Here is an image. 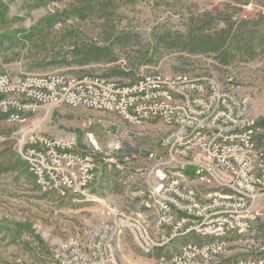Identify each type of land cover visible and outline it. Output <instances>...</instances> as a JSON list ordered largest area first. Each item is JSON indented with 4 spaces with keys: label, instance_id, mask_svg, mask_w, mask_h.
Returning <instances> with one entry per match:
<instances>
[{
    "label": "built area",
    "instance_id": "obj_1",
    "mask_svg": "<svg viewBox=\"0 0 264 264\" xmlns=\"http://www.w3.org/2000/svg\"><path fill=\"white\" fill-rule=\"evenodd\" d=\"M253 102L213 78L182 74L126 85L100 75L0 74V118L10 123L25 124L57 105L113 117L104 122V150L85 149L75 137L19 136L15 150L43 193L90 199L98 164L120 167L150 123L167 128L161 153L150 154L156 164L145 218L105 205V221L58 246V264H123L116 241L124 233L143 253L161 252L158 264H264V116H253ZM187 166L197 168L196 178L187 177ZM179 240L185 244L177 252L163 253Z\"/></svg>",
    "mask_w": 264,
    "mask_h": 264
},
{
    "label": "rangeland",
    "instance_id": "obj_2",
    "mask_svg": "<svg viewBox=\"0 0 264 264\" xmlns=\"http://www.w3.org/2000/svg\"><path fill=\"white\" fill-rule=\"evenodd\" d=\"M227 4L235 8L234 20H258L264 9V0H0V74L100 75L121 85L151 74L208 77L221 88L251 96L253 116L262 117L264 48L229 66H221L214 55L183 49L191 18ZM263 29L264 23L258 37ZM91 45L110 48V59L83 64L73 57ZM112 119L67 105L43 109L25 124L0 119V152H16L19 136L34 131L75 137L85 149L104 150L109 143L104 122ZM166 133L163 123L152 122L143 137L131 141L135 154L120 167L98 164L90 199L43 193L20 159L16 171L0 175V264H58V246L69 237L84 238L105 221V205L145 218L142 202L156 164L150 154L161 153ZM185 174L196 178L197 168L187 166ZM184 244L176 241L163 253ZM116 248L123 264H158L161 255L143 253L128 233L117 238Z\"/></svg>",
    "mask_w": 264,
    "mask_h": 264
},
{
    "label": "trees",
    "instance_id": "obj_3",
    "mask_svg": "<svg viewBox=\"0 0 264 264\" xmlns=\"http://www.w3.org/2000/svg\"><path fill=\"white\" fill-rule=\"evenodd\" d=\"M234 9V6L227 4L217 12H204L192 17L183 49L214 55L221 66L232 65L238 59L255 57L264 48V29L258 37L264 16L260 14L258 20H234ZM110 54L108 47L91 45L74 51L73 57L83 64H90L108 60ZM19 161L20 157L12 150L0 152V175L16 171Z\"/></svg>",
    "mask_w": 264,
    "mask_h": 264
}]
</instances>
